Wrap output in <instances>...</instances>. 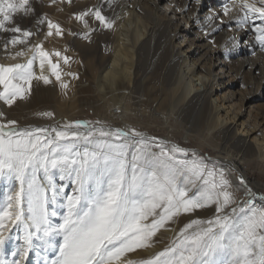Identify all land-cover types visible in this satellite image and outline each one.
Listing matches in <instances>:
<instances>
[{
  "label": "snow or ice",
  "instance_id": "obj_1",
  "mask_svg": "<svg viewBox=\"0 0 264 264\" xmlns=\"http://www.w3.org/2000/svg\"><path fill=\"white\" fill-rule=\"evenodd\" d=\"M113 3L102 0L73 13L87 29L83 39H90L95 30L89 19L100 29L113 28L103 7ZM56 4L57 0H49L50 6ZM221 4L226 19L213 27L214 17H206L212 32L235 21L237 27L255 34L264 52V0H221ZM33 17L36 32L22 26L24 19ZM43 25L44 40L65 34L47 13L37 16L34 0H0V33L8 34L0 35L4 49L21 45L30 53L22 63L0 64L4 106L25 100L36 84H52L53 78L68 88L62 72L71 58L59 50H46L44 40L30 42ZM236 46L234 42L232 48ZM25 47L9 54L13 59L24 57ZM63 74L79 78L75 72ZM36 115L54 120L55 114ZM56 178L67 180L71 191ZM236 179L251 192L243 177ZM0 181L6 185L0 193V264H27L30 251L41 245L46 251L55 250L44 264H264V207L249 200L241 204L233 194L231 177L195 151L135 126L114 127L100 119L22 126L7 119L0 122ZM201 211L212 215L201 217ZM185 217L178 230L173 227ZM14 229L23 233L22 242L8 259L4 248ZM162 230L173 235L161 250L133 258L138 250L159 243Z\"/></svg>",
  "mask_w": 264,
  "mask_h": 264
},
{
  "label": "bare ground",
  "instance_id": "obj_2",
  "mask_svg": "<svg viewBox=\"0 0 264 264\" xmlns=\"http://www.w3.org/2000/svg\"><path fill=\"white\" fill-rule=\"evenodd\" d=\"M101 3L57 0L50 6L49 0H34L37 16L47 13L60 23L65 34L44 40L47 26L43 25L30 42L44 40L46 50H59L71 58L62 72L68 88H61L54 78L52 84L39 82L30 97L11 108L0 102V112L4 113L0 122L15 119L22 126H43L60 121L44 120L35 114L50 98L57 111L68 117L90 109L114 127L136 123L146 134L162 132L163 139L175 142L173 138L178 137L179 145L199 155L209 152L211 157L206 160L228 176L232 171L234 186L239 184L236 177H243L251 189L247 197L263 206L264 181L251 174L262 173L256 167L264 171V150L258 147L264 145V52L256 44L255 34L237 27L235 21L231 27L222 25L212 32L206 17H214L210 22L213 27L226 19L221 0H201L200 4L196 0H114L111 7L103 5L105 14L114 21L113 28L100 29L98 22L89 19L95 30L90 39H83L81 34L87 29L73 18V13ZM178 7L185 10L177 12ZM22 26L36 32V18L26 19ZM21 47L25 46L5 50L0 41V64L24 62L30 55L26 47L24 57L13 59L9 54ZM35 71L39 74L38 65ZM66 72H75L79 78L64 75ZM221 112L226 117L219 116ZM32 113L35 120H30ZM239 130L244 135L238 134ZM192 143L197 149L192 150ZM56 183L71 191L67 180L56 178ZM5 189L0 181V193ZM165 232L170 240L173 233ZM22 235L20 230H13L4 248L8 259L22 242ZM158 249L138 250L134 256H147ZM54 252L46 251L43 245L34 246L27 264H44L45 257L50 260Z\"/></svg>",
  "mask_w": 264,
  "mask_h": 264
},
{
  "label": "rangeland",
  "instance_id": "obj_3",
  "mask_svg": "<svg viewBox=\"0 0 264 264\" xmlns=\"http://www.w3.org/2000/svg\"><path fill=\"white\" fill-rule=\"evenodd\" d=\"M22 22H26V19H24ZM44 111H51V112H53L55 115H54V120H51V121H56V120H58L59 118H60V121H64V120H88V121H95V120H97L98 118L96 117V115L94 114V112L92 111V110H90V109H84V112H82L81 110L80 111H77V113L76 114H74L73 116H71V117H68V116H66V115H63V114H61L59 111H57V106L55 105V103L50 99V98H48V100H46L45 101V103H44V107H38L37 108V112L36 113H39V112H44ZM35 113V114H36ZM33 116V113L31 114V116H30V120H35L36 119V117H32ZM219 116H222V117H226L225 116V114L224 113H220L219 114ZM67 117V118H66ZM70 118H72V119H70ZM44 120H50V119H47V118H44ZM136 128H138L137 126H136V123H134L133 124ZM132 126V125H131ZM139 129V128H138ZM238 134H243L244 135V133H241L240 132V130H239V133ZM152 135H155V136H158V137H162L163 138V136L165 135V133H162V132H156V131H154L153 133H152ZM161 135V136H160ZM194 136H195V134H194ZM173 140L176 142V143H180V140H179V138L178 137H176V138H173ZM249 140H251L252 141V143H254L255 145H253L254 147H256L257 148V144H256V142L255 141H253V137H251V138H249ZM250 141V142H251ZM192 146H191V148H192V150L193 149H197V147L195 146V144H191ZM260 145V146H259ZM258 147L259 148H262L263 150H264V145H262V144H258ZM200 156H202V157H204L205 158V160H206V158L207 157H211V154L209 153V152H207V151H204V153H203V155H201L200 154ZM207 162H209L210 164H212L210 161H208V160H206ZM254 166V165H253ZM218 169H220L219 167H217ZM250 167H248V169H249ZM257 168V170H260L262 173H260L259 171H253L251 174H252V176H253V178H255V179H258V178H261V180H258V181H264L263 180V176H264V171L261 169V168H258V167H256ZM247 169V171H248V175L251 177V174L249 173V170ZM232 174V175H231ZM233 172L232 171H230V177H233ZM259 175V176H258ZM232 179V181H233V178H231ZM255 179H254V181H255ZM239 183V182H238ZM246 192H247V190L243 187V186H240L239 184L238 185H235L234 186V192H233V194H234V196H235V198L242 204L243 203V201L244 200H249L254 206H256V207H264V205L263 206H259L258 204H256V202L252 199V198H248L247 197V195H246ZM264 193V192H263ZM198 215H200L201 217H209V216H211L212 215V213H211V211L210 212H208L207 211V213H206V211H203V212H200V213H198ZM186 220H187V218L185 217L183 220H181L180 221V224L179 225H177L176 227V229L178 230V227L179 226H182V224H183V222H186ZM166 232L165 231H161L160 233H158V236H157V238L159 239L158 241H159V243H157L154 247H156V246H159V249L158 250H161L168 242H169V240L165 237V234ZM165 238V239H164ZM159 244H161V245H159ZM161 248V249H160ZM158 250H155V251H158ZM155 251H153V252H151V253H154ZM150 255V254H149ZM149 255H147V256H142V255H138V256H134L133 255V258H147Z\"/></svg>",
  "mask_w": 264,
  "mask_h": 264
}]
</instances>
